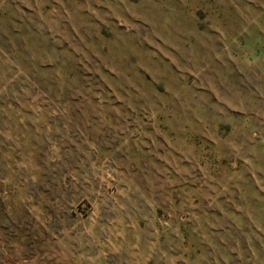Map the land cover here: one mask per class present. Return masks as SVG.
<instances>
[{
  "label": "rangeland",
  "instance_id": "1",
  "mask_svg": "<svg viewBox=\"0 0 264 264\" xmlns=\"http://www.w3.org/2000/svg\"><path fill=\"white\" fill-rule=\"evenodd\" d=\"M0 264H264V0H0Z\"/></svg>",
  "mask_w": 264,
  "mask_h": 264
}]
</instances>
